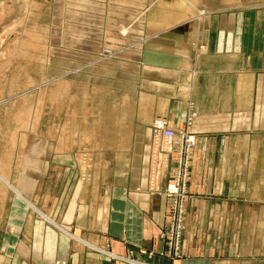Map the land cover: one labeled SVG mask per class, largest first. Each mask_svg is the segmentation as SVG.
<instances>
[{
  "label": "crops",
  "instance_id": "1",
  "mask_svg": "<svg viewBox=\"0 0 264 264\" xmlns=\"http://www.w3.org/2000/svg\"><path fill=\"white\" fill-rule=\"evenodd\" d=\"M138 1L148 107L132 149L117 139L110 155L104 140L63 138L41 105L0 93V264H264V0ZM192 111L176 255L165 191L176 151L151 122L166 116L181 130Z\"/></svg>",
  "mask_w": 264,
  "mask_h": 264
},
{
  "label": "rangeland",
  "instance_id": "2",
  "mask_svg": "<svg viewBox=\"0 0 264 264\" xmlns=\"http://www.w3.org/2000/svg\"><path fill=\"white\" fill-rule=\"evenodd\" d=\"M144 4L0 0V93L18 94L5 103L41 105L42 121H58L61 137L104 140L110 155L117 139L144 137L148 101L136 59L149 58ZM121 23L130 25L128 33ZM124 147L132 149V142Z\"/></svg>",
  "mask_w": 264,
  "mask_h": 264
},
{
  "label": "built area",
  "instance_id": "3",
  "mask_svg": "<svg viewBox=\"0 0 264 264\" xmlns=\"http://www.w3.org/2000/svg\"><path fill=\"white\" fill-rule=\"evenodd\" d=\"M195 115V111L187 115L186 126L181 130L171 125L166 116L154 118L151 125L153 132L164 140L166 151H176V167L172 179L165 188L166 194L170 198L167 228L168 251L176 255L180 252L184 234L186 199L188 197L191 172V152L196 144V134L193 130ZM113 255L115 254L111 253V256ZM128 259L132 262H139V260L134 258L128 257Z\"/></svg>",
  "mask_w": 264,
  "mask_h": 264
},
{
  "label": "bare ground",
  "instance_id": "4",
  "mask_svg": "<svg viewBox=\"0 0 264 264\" xmlns=\"http://www.w3.org/2000/svg\"><path fill=\"white\" fill-rule=\"evenodd\" d=\"M122 29L124 28V27H121ZM124 30H125V28H124ZM123 33H127V32H123Z\"/></svg>",
  "mask_w": 264,
  "mask_h": 264
}]
</instances>
